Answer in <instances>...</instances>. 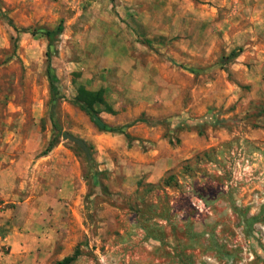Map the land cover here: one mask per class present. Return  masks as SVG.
I'll list each match as a JSON object with an SVG mask.
<instances>
[{
  "label": "rangeland",
  "instance_id": "rangeland-1",
  "mask_svg": "<svg viewBox=\"0 0 264 264\" xmlns=\"http://www.w3.org/2000/svg\"><path fill=\"white\" fill-rule=\"evenodd\" d=\"M200 1L204 13L213 11L214 27L219 28V51L209 59H216L221 76L227 74L228 79L239 82L241 91L233 89L230 95L236 97L231 101L219 96L201 105L187 98L186 105L192 104L189 117L204 114L203 121L197 119L195 125L185 123L194 126L198 135H180V123L170 126L163 121L171 148L188 157L175 159L168 169L162 167L158 172L163 175L151 182L144 178L156 175L153 161L144 163L142 179L126 180L120 168L100 169V164L110 161H98L102 153L92 143L88 158L77 144L59 138L55 147L63 144L78 161V187L85 190L80 194V218L72 210L64 216L71 234L65 248L69 246V254L75 248L80 251L71 264H264V94H252L255 81L243 82L260 73L264 80V68L247 66L246 71L242 65H253L250 60L255 57L248 53L240 60L243 72L230 71L228 62L233 58H225L231 48L241 54L252 50V43L258 44V40L263 44L264 1ZM120 3L0 0V190H40L46 181L43 168L47 163L41 157L52 135L48 71L56 89L58 126L81 139L87 136L75 131L83 129L84 123L83 113L72 102L74 82L89 72L91 64L95 70H109L108 76L115 75L116 70L106 66H112L120 46ZM59 21L64 29L47 71V40L37 31L54 28ZM223 24L233 39L229 43L223 37ZM147 35L137 37L140 46H156L153 51L158 54L162 52L158 48H165L159 55L174 60L169 68L160 70L177 81H191L195 69L181 61L180 36ZM133 38L131 34L127 40ZM146 51L142 47L132 55L145 58L150 55ZM174 108L183 109L181 99ZM138 144L146 149V144ZM121 156L128 158L124 153ZM105 158L114 160L110 167L125 165L117 163L111 151ZM9 166L13 169L6 170Z\"/></svg>",
  "mask_w": 264,
  "mask_h": 264
},
{
  "label": "crops",
  "instance_id": "crops-1",
  "mask_svg": "<svg viewBox=\"0 0 264 264\" xmlns=\"http://www.w3.org/2000/svg\"><path fill=\"white\" fill-rule=\"evenodd\" d=\"M120 1L118 6L122 11L117 15L120 21L117 32L120 34L118 42L120 46L112 66H106L114 68L115 75L108 76L109 70H95V65L91 64L89 72L82 76L79 82H74L72 93L73 100L76 85L79 83L90 89L103 88L106 100L114 112H107L98 105L99 115L104 122L118 130H99L85 111L72 101L83 113V129H75V131H83V135L87 136H81L88 147L90 148L92 143L102 153L97 156L98 161L115 163L114 160L105 158V155H108L109 151L112 155L116 154L117 163L125 165L110 167L109 163L100 164V169L108 167L116 171L120 168L125 173L126 180L142 179L146 174L143 167L153 161V171H156V175L150 174L144 178V181L151 182L163 175V172H158L160 169L163 170L162 167L168 169L175 159L181 161L188 157L171 148L173 144L165 136L166 126L163 121H169L170 126L180 123V127L177 125L180 135L186 136L187 133L192 132L198 135L194 126H186L185 123L189 121L194 122L195 125L197 119L203 121L204 114L189 117L191 113L188 109L192 104L186 105L187 98H192L195 105L198 102L201 105L203 101L212 102L219 96H228V101H231L235 96L230 95L233 89H238L237 92L241 91L242 85L228 79L227 74L221 76L219 67L221 65H217L216 59H209L219 51V28L214 27L213 11L205 14L200 0ZM140 4L143 7L136 9ZM211 8H214L213 5ZM157 21L158 24H155ZM150 22L156 25L155 28ZM204 25H207L206 29ZM224 27L225 24L221 27L223 37L229 43L233 39ZM131 34L135 38L129 42L127 38L131 37ZM147 34L162 35L167 39L171 36H180L178 45L182 55L181 61L184 65L193 66L195 69L191 81L189 79L187 82L186 79L179 78L181 81L179 82L174 78L175 76L160 70L169 68L174 60L159 55L165 51V48H158V52L162 51L158 54L153 51V47L156 46L149 44L150 49L140 46L137 37L143 38L148 36ZM256 42L258 44L252 43V50L244 51L228 62L230 71L239 70L240 60L248 53L255 57L250 60L253 65H242L246 71L247 66L264 68V42L263 44L259 43V40ZM142 47L146 48L150 55L147 54L145 58L132 55L133 50L141 51ZM233 49L227 48L226 55ZM224 70L221 69L223 72ZM218 71L220 74H214ZM246 71L244 74L248 75ZM251 81L257 83L253 82L252 94L261 97L264 94L262 74L252 79L248 77L243 82ZM178 99H181L182 110L174 108ZM208 110L209 106L205 111ZM66 133L64 132L65 139H67ZM140 141L146 144V149L141 148L138 144ZM121 153L128 158L122 157ZM41 158L47 165L43 168L46 181L42 183L40 190H0V264H51L69 254V246L68 250L65 246L71 236L70 225L64 216L66 212L72 210L80 218L78 210L80 194L85 190L78 187L79 163L70 156L68 149L61 143L53 152L43 154ZM38 164L39 161L36 162V165ZM11 169L13 167L9 166L6 170Z\"/></svg>",
  "mask_w": 264,
  "mask_h": 264
},
{
  "label": "trees",
  "instance_id": "trees-1",
  "mask_svg": "<svg viewBox=\"0 0 264 264\" xmlns=\"http://www.w3.org/2000/svg\"><path fill=\"white\" fill-rule=\"evenodd\" d=\"M13 27L17 30L16 26L13 25ZM64 26L63 22L59 21L57 25L54 28H48V27H42L37 32L41 33L47 40V49H46V60H47V71L50 67V61L52 53H55V42L59 35L63 32ZM25 31V30H24ZM34 33V32H32ZM238 55L237 51L235 49L231 50L225 58H233ZM47 76L49 79L50 84V91H51V102H50V122L52 127V135L47 142V145L45 146L44 150L42 151L43 154L48 153L51 151L57 143H59V138L63 136L65 138L64 132L61 131L60 127L57 124V121L54 117V107H55V101L56 98V89L54 88L53 84V78L49 71L47 72ZM75 104L79 106L80 109L85 111V113L89 116L90 120L94 123V125L99 130L104 131H116L118 130L116 127L108 125L106 122L103 121V119L100 117L99 113L100 110L98 109V105L102 106L104 110L107 112L113 113V109L111 105L107 102L104 89L98 88V89H90L87 88L84 84H77L76 85V94L73 97L72 100ZM128 136V134H126ZM170 177L168 176L167 179ZM164 183H167V180H164ZM80 251L78 248H75L71 254H68L64 256L61 259L55 260L51 264H71L73 261L77 259L79 256Z\"/></svg>",
  "mask_w": 264,
  "mask_h": 264
},
{
  "label": "water",
  "instance_id": "water-1",
  "mask_svg": "<svg viewBox=\"0 0 264 264\" xmlns=\"http://www.w3.org/2000/svg\"><path fill=\"white\" fill-rule=\"evenodd\" d=\"M66 138L71 142L77 144L85 152L88 158H90L88 145L85 143L83 139L69 133H66Z\"/></svg>",
  "mask_w": 264,
  "mask_h": 264
}]
</instances>
